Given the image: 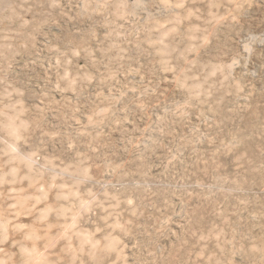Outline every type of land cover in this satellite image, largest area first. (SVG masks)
Returning a JSON list of instances; mask_svg holds the SVG:
<instances>
[{
    "label": "rangeland",
    "instance_id": "374dc122",
    "mask_svg": "<svg viewBox=\"0 0 264 264\" xmlns=\"http://www.w3.org/2000/svg\"><path fill=\"white\" fill-rule=\"evenodd\" d=\"M198 1L0 26V264H264V0Z\"/></svg>",
    "mask_w": 264,
    "mask_h": 264
},
{
    "label": "bare ground",
    "instance_id": "6f19581e",
    "mask_svg": "<svg viewBox=\"0 0 264 264\" xmlns=\"http://www.w3.org/2000/svg\"><path fill=\"white\" fill-rule=\"evenodd\" d=\"M27 1H29V0H0V26H3L5 24V26L7 27L5 29L8 30V32L20 33V35H19L20 39L21 40L25 39V41H28V43H29L28 39H29L30 33H28V37H24V36L26 35V32H29L31 30V28L33 29V27H32L31 22H27L26 20L22 19V17L20 16L23 5ZM183 1H186V0H183ZM193 1L196 2L198 0H191V2H193ZM184 4H186V3H184ZM37 28H38V26H37ZM23 30H24V32H23ZM0 39H4V37L1 36ZM0 46H3V45L0 44Z\"/></svg>",
    "mask_w": 264,
    "mask_h": 264
}]
</instances>
